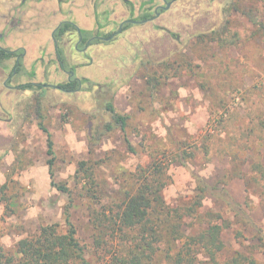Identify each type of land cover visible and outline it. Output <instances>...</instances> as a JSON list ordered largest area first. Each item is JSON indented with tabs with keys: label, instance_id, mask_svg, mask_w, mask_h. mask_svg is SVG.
<instances>
[{
	"label": "rangeland",
	"instance_id": "rangeland-1",
	"mask_svg": "<svg viewBox=\"0 0 264 264\" xmlns=\"http://www.w3.org/2000/svg\"><path fill=\"white\" fill-rule=\"evenodd\" d=\"M15 2L0 0V28L11 42L41 53L52 44L56 27L51 24L60 13V0H24L20 8ZM118 3L119 19L95 25L89 36H108L123 20L142 21L154 15L156 6H165L163 0ZM142 22L131 24L111 42L94 40L87 56L64 64L93 84L89 90V83L75 93L42 88L17 92L10 101L2 87L9 70L0 68V247L13 252L20 239L50 224L66 231L69 197L50 184L42 122L54 142L55 180L72 191L71 220L88 251L97 235L90 210L121 203L122 190L132 185L130 172L156 157L169 165L171 183L163 197L170 207L188 204L202 182L225 188L255 225L236 217L224 198L208 193L197 217L184 220V235L207 222H220V215L231 226L222 232L225 251L218 264H229L238 254L264 264V186L251 162H244L250 153L257 156L264 150L254 142L251 152L234 148L219 124L228 111L239 112L236 125L246 126L245 108L257 94L264 101V0H177L153 21ZM69 38L67 46L61 44L68 56L78 37L73 32ZM54 61L58 68L51 72L45 67L51 71L41 72V83L67 82L68 75ZM33 77L31 73L26 79ZM108 103L129 116L125 133L114 124ZM108 123L114 126L111 132H105ZM99 132L103 135L96 144ZM81 161L89 162L97 199L85 173H77ZM87 255L101 264V255ZM205 260L199 256L193 264ZM150 264L171 263L158 256Z\"/></svg>",
	"mask_w": 264,
	"mask_h": 264
},
{
	"label": "trees",
	"instance_id": "trees-1",
	"mask_svg": "<svg viewBox=\"0 0 264 264\" xmlns=\"http://www.w3.org/2000/svg\"><path fill=\"white\" fill-rule=\"evenodd\" d=\"M130 25L126 24L123 30ZM73 30H76L73 23L64 22L55 37L59 39L66 32ZM23 52V49L12 51L0 47V67ZM58 54L65 68L66 59L63 51L58 49ZM24 69L23 60L20 59V64L16 68L17 74L24 72ZM82 81L90 84L87 90L93 86L87 78ZM43 87L42 84L29 82L20 85L19 88L31 91ZM59 87L68 92L77 91L79 83L66 82L59 84ZM259 97L257 94L250 106L245 108V119L248 123L246 126L236 125V122L241 119L239 112L231 113V115L227 111V114L219 120V124L223 125V132L225 130L230 135L228 143L234 148L251 152L254 142L264 150V101ZM37 109L39 110V106ZM106 109L112 114L114 124L125 133L129 116L117 112L113 103H108ZM39 127L47 136L49 157L47 165L50 184L69 197V203L64 211L66 231L62 232L59 224H50L42 226L37 234L20 239L13 252L0 247V264H95L93 259L88 257L89 252L96 256L101 255V264H150L158 256L171 264H193L198 261L199 256L206 257L205 264H218V258L225 251L222 232L230 228L229 222L218 215L220 222H207L204 227H199L189 235L181 232L187 217H197V210L202 207V201L208 193L224 198L226 204L235 212L236 217L241 218L246 224L255 226L250 218H246V212L242 206L229 197L225 188L209 187L202 182L198 184L196 193L190 198L188 204L180 203L177 207H170L163 197V190L171 183L168 175L169 165L165 160L155 157L147 166L138 165L135 172H130L132 185L130 189L122 190L121 203H114L103 209L92 208L90 210L91 222L97 235L94 238L93 251H88L79 240L77 230L71 220L72 191L65 183H58L55 180V152L52 135L42 122L39 123ZM113 129L114 126L111 123L105 126V132H111ZM102 135L103 133L100 132L97 134L96 144ZM209 136L214 135L209 134ZM125 142L128 150L134 153L127 137ZM92 150L90 147V152ZM204 152L209 155L210 151L207 146L204 147ZM235 159L238 160V157L235 156L234 161ZM244 162H251L252 172L260 176L264 186V152H258L257 156L250 153ZM88 165V161L79 162L77 173H85L86 178L92 183L91 186L94 187V190L90 192L91 196L97 199V185ZM254 263V260L242 254L233 257L229 262V264Z\"/></svg>",
	"mask_w": 264,
	"mask_h": 264
},
{
	"label": "crops",
	"instance_id": "crops-1",
	"mask_svg": "<svg viewBox=\"0 0 264 264\" xmlns=\"http://www.w3.org/2000/svg\"><path fill=\"white\" fill-rule=\"evenodd\" d=\"M119 1L120 0H60V13L51 24L52 28L54 29V27H57L63 21H73L77 24V26L86 31H92L97 27V25L102 26L107 24V22L112 24L119 19L120 16L118 15V11L115 9V7L119 5ZM21 2L23 3L24 0H16L14 7L20 8L22 6ZM109 3H112V5ZM83 8L86 10L84 11L85 13H83ZM95 25L96 27H94ZM0 46L10 50L24 49L23 65L25 69L24 72L18 75L20 82L11 83L10 87H6L4 82H2V87L7 91L6 96L9 98L10 95V101H12L11 97L17 92L28 94V91H30L19 90L17 88L18 84L29 82L41 83V72L46 75L49 74L51 70V72H55L58 68V65H56L54 61L56 58L52 56V54L56 53L54 41H52L49 48H45V50H42L41 53H36V51L33 52L30 47L27 48L20 46V44H17L16 42H11L0 28ZM66 53L68 54L67 50ZM71 60H73V58ZM12 62H14V60L7 61L5 63V67L10 69ZM47 66H49L51 70L46 71L45 67ZM31 73L34 76L33 80L31 81L28 79V81L26 76ZM45 75H42V77Z\"/></svg>",
	"mask_w": 264,
	"mask_h": 264
},
{
	"label": "flooded vegetation",
	"instance_id": "flooded-vegetation-1",
	"mask_svg": "<svg viewBox=\"0 0 264 264\" xmlns=\"http://www.w3.org/2000/svg\"><path fill=\"white\" fill-rule=\"evenodd\" d=\"M175 1H177V0H163V3L165 4V6H161V5H159V6H156L155 7V11H154V15L151 17V18H147L146 17V19H144V20H142V21H153L155 18H157L159 15H160V11L161 10H164V9H168L169 7H170V5H171V3H173V2H175ZM169 5V7L168 8H166L167 6ZM156 9H157V11H156ZM125 20H127V19H125ZM125 20H123V21H125ZM134 20H136V19H134ZM122 21V22H123ZM138 21V20H137ZM142 21H139V22H142ZM64 22H70V23H73L74 25H75V27H76V30H73V31H69V32H66L63 36H61L59 39H57L56 37H55V35H56V33H57V31H58V29H59V27L62 25V23H64ZM121 22V23H122ZM120 23V24H121ZM130 24V23H129ZM126 25V24H125ZM124 25V26H125ZM123 26V27H124ZM119 27H120V25H119ZM78 30H80V32L78 31ZM119 30V29H118ZM117 30V31H118ZM116 31V32H117ZM122 31H123V28H122ZM121 31V32H122ZM73 32L75 33V34H77V42H76V45H75V51L73 52V53H71V50H70V56H68L67 54H66V50H65V48L63 49V47H62V42H66V44H65V46L66 45H68L69 44V42H70V40H68L67 41V38H69V37H71L72 36V34H73ZM88 32L89 31H86V30H83V29H81L79 26H77V24L75 23V22H73V21H63V22H61L57 27H56V29L53 31V33H52V39H53V41H54V43H55V49H56V53H55V55H56V61H57V63H59V67L60 68H62V71L63 72H65L68 76H67V82H78L79 83V90H77V91H80L81 89H82V86H83V79L84 78H77L76 77V75H75V73L73 72L75 69L74 68H72V67H70V71L68 70V69H65V68H63V66H62V64H61V62H60V56H59V54H58V49H62L63 51H64V56H65V59H66V65H67V63L68 62H71L72 60V58H74V57H79V56H82V55H86L87 54V51H88V49L92 46L91 45V43L94 41V40H97L98 41V43H102V42H111L112 40H114L115 39V37L118 35V34H116V32H113L110 36H102V35H91V36H89L88 35ZM69 36V37H68ZM113 36V37H112ZM70 39V38H69ZM107 39H109V40H107ZM82 45V47H80ZM1 47V46H0ZM1 48H4V47H1ZM8 49V48H7ZM17 50H19V49H17ZM24 50V49H23ZM77 50V51H76ZM12 51H16V50H12ZM79 51V52H78ZM77 54V55H76ZM79 54V55H78ZM87 56V55H86ZM23 57H24V52L21 54V55H18L16 58H14V59H11V60H14V62H13V66H11V68L9 69V68H6L5 67V65L3 66V67H0L3 71H6L7 69L9 70V75H8V77L5 79V81H4V85L6 86V87H10V85H11V83L9 84V82L10 81H12L13 80V78L15 79L16 77H18V75H20V74H17V71H16V68L19 66V64H20V59H22L23 60ZM18 58H19V60H18ZM67 59H68V61H67ZM69 59L71 60V61H69ZM8 61H10V60H8ZM90 61V60H89ZM7 62V61H6ZM5 62V63H6ZM4 63V64H5ZM24 66V65H23ZM78 79V80H77ZM66 83V82H65ZM25 84V83H24ZM39 84H42L44 87L43 88H52L51 86L52 85H48V84H44V83H39ZM61 84V83H60ZM20 85H22V84H18V86H17V88L19 89V90H22V89H20L19 87H20ZM53 85H55V84H53ZM57 86H59V84L57 85ZM53 89H56V88H53ZM56 90H59V91H63V92H66V93H75V92H77V91H71V92H68V91H64V90H62L61 88L60 89H56Z\"/></svg>",
	"mask_w": 264,
	"mask_h": 264
},
{
	"label": "water",
	"instance_id": "water-1",
	"mask_svg": "<svg viewBox=\"0 0 264 264\" xmlns=\"http://www.w3.org/2000/svg\"><path fill=\"white\" fill-rule=\"evenodd\" d=\"M169 7V5L166 7V8H168ZM156 11H157V9H156ZM138 22L139 21H137V20H134V19H127V20H125V21H123L121 24H120V27H119V30L116 32V34H119V33H121V31H122V28H123V26L125 25V24H138ZM146 22V21H145ZM142 23H144V22H142ZM79 32H80V30H78ZM113 37V36H112ZM107 40H109V39H107ZM18 60H19V58H18ZM78 80V79H77ZM52 88H56V89H60V87L59 86H57V85H52L51 86Z\"/></svg>",
	"mask_w": 264,
	"mask_h": 264
}]
</instances>
